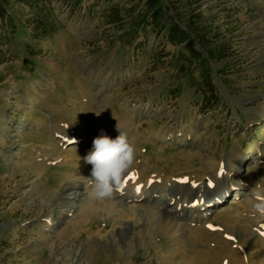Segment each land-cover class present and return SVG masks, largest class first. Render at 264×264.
I'll return each mask as SVG.
<instances>
[{
    "label": "rangeland",
    "instance_id": "1",
    "mask_svg": "<svg viewBox=\"0 0 264 264\" xmlns=\"http://www.w3.org/2000/svg\"><path fill=\"white\" fill-rule=\"evenodd\" d=\"M200 4L235 57L190 71L171 62L174 46L162 54L153 33L137 47L115 38L99 6L63 12L60 32L34 40L28 7L10 2L11 20L0 22V264H199L192 249L219 250V232L244 245V264H264V219L251 209L252 189L264 184V0ZM205 67L221 97L214 111L200 85ZM121 131L137 150L124 183L159 187L129 195L118 187L113 199L159 207L177 184H195V203L180 208L173 198L168 208L188 229L147 232L120 204L86 201L84 157L97 136ZM209 225L204 243L191 238ZM215 260L204 264H233L226 252Z\"/></svg>",
    "mask_w": 264,
    "mask_h": 264
},
{
    "label": "trees",
    "instance_id": "2",
    "mask_svg": "<svg viewBox=\"0 0 264 264\" xmlns=\"http://www.w3.org/2000/svg\"><path fill=\"white\" fill-rule=\"evenodd\" d=\"M11 1L28 7L30 16L25 25L31 29L34 40L60 32L65 27L63 12L83 16L93 14L99 6L115 38L137 47L142 43L138 41L141 35L153 33L160 39L162 54L170 53L165 50L169 44L177 48L171 62L180 70L191 71L194 65L210 62L228 64L235 57L230 42L223 41L224 33L214 26V20L205 16L201 0H94L91 4H87L89 0H0V22L11 20L8 12ZM209 70V67L202 69L200 85L206 110L214 111L222 103Z\"/></svg>",
    "mask_w": 264,
    "mask_h": 264
},
{
    "label": "bare ground",
    "instance_id": "3",
    "mask_svg": "<svg viewBox=\"0 0 264 264\" xmlns=\"http://www.w3.org/2000/svg\"><path fill=\"white\" fill-rule=\"evenodd\" d=\"M236 154L234 153V155H236ZM233 158H234V156L231 157V160ZM232 162H234V161H232ZM89 167L92 170V165H90ZM168 170H169V168H168ZM89 177H91V173L89 174ZM214 177L216 178V175H214ZM123 180L124 179H122V184L119 186V191L121 192V194L129 195L131 193L137 192V190H136V188L138 186L137 184H133V185L125 184ZM72 187L75 188L76 186H72ZM158 187L159 186H158L157 182H149L148 184L145 185V187H142L140 189V191H138V192L142 193V192H144V189L145 190H147V189L156 190ZM222 187L225 189V187H227V186L223 185ZM176 188H177L176 192L173 191L172 194L171 193L170 194L167 193L164 196L163 206H161L162 205L161 204V205H159V207L151 206L150 204L145 205L144 207H141V208L139 206H137V205L128 206V205H126L124 203H121V200H117L116 201V200L112 199V200H102V201H100V200L93 199L92 197H90V195H88L86 197V201L89 202L91 206H94L95 203H93V202L97 201V205L106 207L108 209L109 208L111 209L112 207H115L117 204H120L121 207H122V210H119V212H122L125 215V217L133 220L134 222H139V221H143L144 220V225L146 226L145 230L147 232H150L152 230V228L156 226V227H158V228H160V229H162L164 231H167V232H169L171 234H176V233H178V231H181L180 230L181 228H183V229H185V228L188 229V228L185 227L186 223L181 224V222H177V221H180V220H178V218H177V216L175 214L176 212H174V213L170 212V210L172 208L170 210L168 209L170 207L169 204L171 202V199L174 198L176 200V202H177V205L180 208H184V207H186V206H184L185 204L189 205V204L195 203V201H197V198H200L199 197L200 195L199 196H195L194 194H192L193 193L192 190L194 188H193V186H191V184H180L179 183V184L176 185ZM211 191H207V193H210ZM81 206H83V205H81ZM182 211H183V209H182ZM226 212L221 213L222 217H223L224 213H225V218L231 217V215L226 213ZM181 215H183V212L181 213ZM185 215L188 216L187 214H185ZM143 217H145V219ZM190 217H192V215ZM258 218H260V217H258ZM262 222H264V220ZM104 227H107V225L104 226ZM210 229L212 230V228H208V230L205 231V232H200L197 229H195V230L193 229L192 230L193 232H190V236H191V238L194 241H196L197 239H200V243L202 244V242L204 243V241H205V240L203 241L204 237H206V235H208L211 232ZM215 236H216V234H215ZM99 237L102 239V236H99ZM218 237L216 238L217 241H219V242L221 241V244H220L221 247H220L219 250L215 249L214 247H211V246L207 247V246H204V245L202 247L197 246L196 248L192 249L193 252H196V254L201 255L200 257H202V258L200 260L204 261V262H199V264L206 263L205 260H208L209 262H211V260L212 261L213 260L216 261L215 259H218V258L220 259L222 252H224V253L226 252L229 256H231V261H232L233 264H244V262H245L244 245L243 244H234L230 240L229 241L226 240L225 238L220 236V232L218 234ZM219 242H217V243H219ZM260 242L262 243V245H264V233H262V238H261ZM186 259H187V257H186ZM249 259L246 260V261H249ZM185 262H186V260H185Z\"/></svg>",
    "mask_w": 264,
    "mask_h": 264
},
{
    "label": "clouds",
    "instance_id": "4",
    "mask_svg": "<svg viewBox=\"0 0 264 264\" xmlns=\"http://www.w3.org/2000/svg\"><path fill=\"white\" fill-rule=\"evenodd\" d=\"M136 153L135 145L122 131L114 139L106 134L97 136L93 141V150L84 157L85 162L92 165L88 182L90 197L100 201L112 200L114 192L122 184L123 175L135 162ZM252 193V212L264 219V184H257Z\"/></svg>",
    "mask_w": 264,
    "mask_h": 264
},
{
    "label": "snow or ice",
    "instance_id": "5",
    "mask_svg": "<svg viewBox=\"0 0 264 264\" xmlns=\"http://www.w3.org/2000/svg\"><path fill=\"white\" fill-rule=\"evenodd\" d=\"M130 178L133 179V180H135V179H137L138 177H137V175H136L135 173H133L132 176H131ZM182 182H188V178H183V179H182ZM193 186H195V184H193ZM142 187H143L142 185H138L137 188H136V190H137V191H140V189H141ZM209 227L211 228L212 226L209 225Z\"/></svg>",
    "mask_w": 264,
    "mask_h": 264
}]
</instances>
